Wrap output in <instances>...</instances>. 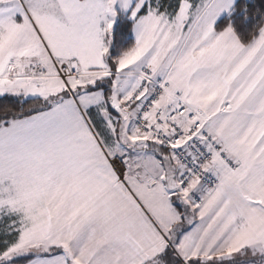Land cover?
<instances>
[{
	"label": "snow or ice",
	"instance_id": "snow-or-ice-1",
	"mask_svg": "<svg viewBox=\"0 0 264 264\" xmlns=\"http://www.w3.org/2000/svg\"><path fill=\"white\" fill-rule=\"evenodd\" d=\"M234 4L0 0V264H264V11L217 31Z\"/></svg>",
	"mask_w": 264,
	"mask_h": 264
},
{
	"label": "trees",
	"instance_id": "trees-1",
	"mask_svg": "<svg viewBox=\"0 0 264 264\" xmlns=\"http://www.w3.org/2000/svg\"><path fill=\"white\" fill-rule=\"evenodd\" d=\"M245 8L248 10L247 20H245ZM234 9L231 16L224 18L216 26L217 31H223L231 24L238 34L245 35L248 31H251L259 21V16L253 17L258 9L264 11V0H239ZM134 43L135 38L132 31V22L128 18L121 16L112 33L110 55L117 57L124 50L134 45Z\"/></svg>",
	"mask_w": 264,
	"mask_h": 264
},
{
	"label": "rangeland",
	"instance_id": "rangeland-1",
	"mask_svg": "<svg viewBox=\"0 0 264 264\" xmlns=\"http://www.w3.org/2000/svg\"><path fill=\"white\" fill-rule=\"evenodd\" d=\"M238 1H239V0H235L234 8H235V5L237 4ZM233 12H234V11H233ZM233 12H231V14H229L228 12L223 13V14L221 15V17L218 18V20H217V25H218V24L220 23V21H222L224 18H228L229 16H231ZM121 16L124 17V18H127V17L124 16V15H120V16H118V17L116 18V23H115V25H114V28H115V26H116V24H117V22H118V20L120 19ZM217 25H216V26H217ZM114 28H113V30H114ZM112 33H113V32H112ZM133 36H134V38H135V34H134V32H133ZM111 43H112V36H111ZM110 49H111V44H110Z\"/></svg>",
	"mask_w": 264,
	"mask_h": 264
}]
</instances>
